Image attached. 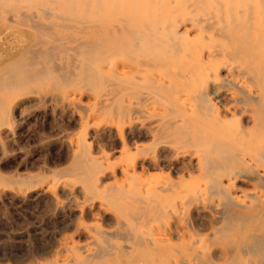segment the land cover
<instances>
[{
  "label": "bare ground",
  "instance_id": "6f19581e",
  "mask_svg": "<svg viewBox=\"0 0 264 264\" xmlns=\"http://www.w3.org/2000/svg\"><path fill=\"white\" fill-rule=\"evenodd\" d=\"M21 127L68 163L0 186L81 213L32 264H264V0H0V166Z\"/></svg>",
  "mask_w": 264,
  "mask_h": 264
},
{
  "label": "rangeland",
  "instance_id": "374dc122",
  "mask_svg": "<svg viewBox=\"0 0 264 264\" xmlns=\"http://www.w3.org/2000/svg\"><path fill=\"white\" fill-rule=\"evenodd\" d=\"M23 127H21L18 130L20 132L18 133V136L16 139L9 140V146L11 148H13V151H15V156H14V158H13V156H10V155L7 156L9 159H8L7 163L3 164L5 166V168L3 165L0 166V172L3 174H6V175H8V174L18 175V173H19V175L22 174V176H24V174L26 175L28 173L30 174L33 172L42 173L45 171L42 168V167H44V169H46V170L49 169L48 172L45 171V173L43 174V176L45 175L44 178L46 180L51 179L54 176L53 174L56 172V170H59L60 167L61 168L64 167L68 163V160L63 161L62 159H57L58 158L57 157L58 152L55 149H52L51 150L52 152L50 153V159L51 160L49 159L45 163L42 162L41 156L39 154L41 152L39 151L40 147H39V142L37 139V134L30 132V131H27ZM46 127H47V125H46ZM48 129H50V128H48ZM23 134H25V135H23ZM32 135H34V136H32ZM34 137H36V139H34ZM19 149L21 150L20 152H19ZM53 151H55V152H53ZM52 153H54V155ZM55 153H57V154H55ZM16 154L18 156H16ZM23 154H26V156ZM20 155H21V157H19ZM52 155H53V158H51ZM119 157L120 156H118L117 160L120 159ZM16 158L18 160H16ZM55 159H57V160H55ZM114 159H116L115 156H114ZM13 161L16 163H14ZM23 162H24V164H22ZM50 163H52V164H50ZM40 169H41V171H40ZM46 180H44L39 185L38 189H36V190L34 189V190L29 191V192H22L21 190L19 192L11 185L4 186V187L0 186V264H32V262L36 263V261L41 262L44 259H48L49 255L55 254L52 251L56 252L55 249L59 245H57V247L55 246V248L52 249V247H54V245H56L60 242L62 243V240L64 242L65 238H66V241L69 240L67 237L70 238V236H68V235H71V233H72L71 229L73 228V224L76 222V219H78L80 217V216L77 217L78 212L80 213V209L78 207L75 210V208H76L75 203L76 202L74 203L73 196H70L67 193H65L67 195V197H66V195L64 193L61 194V193L56 192L57 195L59 196V198L62 200V202H61V200H59V198H58V200L62 204L59 202L57 207L50 206L48 204L50 198L47 195L40 192V190L42 188H44V184H45ZM241 186H242V189L244 190V192H242V193L247 194L246 191H249L248 192V194H249V193H251L250 191L253 190L252 186L249 184L248 185L242 184ZM249 189H252V190H249ZM53 192L55 193V191L51 190L50 193H52V195H53L54 194ZM242 193H240V194H242ZM30 194H32V195H30ZM59 194L63 195V196L61 197ZM28 195H30L31 197L29 196L27 198ZM54 195H56V194H54ZM21 196H23V198H25L23 201L21 200ZM77 197H78L77 202L82 201L80 195H78ZM70 198H72V199L70 200ZM243 199H245V198H243V197L240 198V200H243ZM46 200H47V202H46ZM97 200H98V198H97ZM67 203H69V204H67ZM59 204H60V207H59ZM67 205H69V206H67ZM61 208H63V209H61ZM67 213H68V215H66ZM88 215H83L81 217L82 220H84L88 223L96 222L91 217V215L90 216H88ZM89 217L92 218L93 220L92 219L90 220ZM88 219H89V221H88ZM73 220H75V222ZM108 227L110 229L113 228V226L111 227V225H109V226H107L108 230H109ZM63 237H65V238H63ZM80 239H82V238H80ZM59 240H61V241H59ZM57 241H59V242H57ZM61 243H60V245H61ZM51 244H53V245H51ZM41 245H42V247H40ZM48 245H49V247H48ZM45 248L47 250V254H42V253L46 252ZM41 250H42V252H41ZM49 250H50V252H49ZM31 253H32V255H30ZM53 255L49 258L54 257Z\"/></svg>",
  "mask_w": 264,
  "mask_h": 264
}]
</instances>
